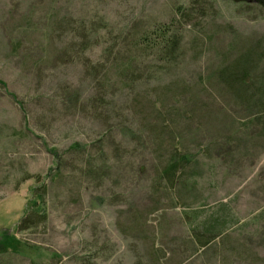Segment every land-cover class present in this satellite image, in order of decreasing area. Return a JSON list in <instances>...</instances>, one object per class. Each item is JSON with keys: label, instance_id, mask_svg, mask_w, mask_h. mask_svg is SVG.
<instances>
[{"label": "rangeland", "instance_id": "374dc122", "mask_svg": "<svg viewBox=\"0 0 264 264\" xmlns=\"http://www.w3.org/2000/svg\"><path fill=\"white\" fill-rule=\"evenodd\" d=\"M263 78L264 0H0V264H264Z\"/></svg>", "mask_w": 264, "mask_h": 264}, {"label": "trees", "instance_id": "16d2710c", "mask_svg": "<svg viewBox=\"0 0 264 264\" xmlns=\"http://www.w3.org/2000/svg\"><path fill=\"white\" fill-rule=\"evenodd\" d=\"M163 34L164 36L166 35L165 32ZM164 42L166 44L165 47L168 48L170 42H166V40H164ZM250 65V58L243 56L240 60L232 64V66L224 69V71L221 73V79H223L226 86L233 92L234 95L241 99H247L245 97H247L248 91L247 85L250 78L248 74ZM131 68L132 65L130 63L129 66L125 68L123 75L127 77L131 73H134ZM259 91H261V93L264 95V88L263 90ZM187 163V158L181 155L178 157V159H174L167 164V166L163 170V176L166 178L167 184L173 187L176 174L181 171L187 165ZM44 196V186L33 191L32 200L29 201L30 203L28 208L26 209L27 211L18 223V232L34 229L38 225L43 224L46 221L45 210L43 208ZM185 219L191 225V229L189 230L191 237L195 242V245L199 248H205L216 238H218V236H220V223L218 224L216 220H210L209 222H206L205 219L198 222V215L196 212L186 214Z\"/></svg>", "mask_w": 264, "mask_h": 264}]
</instances>
